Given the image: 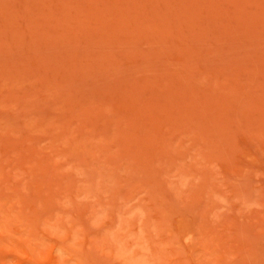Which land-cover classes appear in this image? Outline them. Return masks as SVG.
Wrapping results in <instances>:
<instances>
[{
    "label": "rangeland",
    "instance_id": "374dc122",
    "mask_svg": "<svg viewBox=\"0 0 264 264\" xmlns=\"http://www.w3.org/2000/svg\"><path fill=\"white\" fill-rule=\"evenodd\" d=\"M0 264H264V0H0Z\"/></svg>",
    "mask_w": 264,
    "mask_h": 264
}]
</instances>
